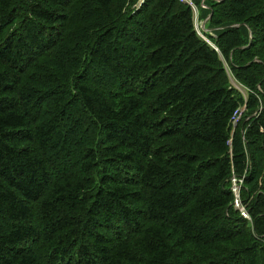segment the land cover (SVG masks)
Instances as JSON below:
<instances>
[{"label":"trees","instance_id":"16d2710c","mask_svg":"<svg viewBox=\"0 0 264 264\" xmlns=\"http://www.w3.org/2000/svg\"><path fill=\"white\" fill-rule=\"evenodd\" d=\"M141 1L0 0V264H264V0Z\"/></svg>","mask_w":264,"mask_h":264},{"label":"bare ground","instance_id":"6f19581e","mask_svg":"<svg viewBox=\"0 0 264 264\" xmlns=\"http://www.w3.org/2000/svg\"><path fill=\"white\" fill-rule=\"evenodd\" d=\"M182 1H185V2L189 3V4L194 8V11H195V18H196V14L199 15V19H200V18H202L203 15H204V16L206 15L207 11H210V10H211V8L209 9L208 4H207L206 2H204V4L201 5V9H202L203 11H202V15H200L198 9L194 6L193 0H182ZM143 3H144V1H141V2L139 3V5H138L137 8H140L141 5H142ZM202 3H203V2H202ZM204 7H205V8H204ZM211 12H212V11H211ZM210 14H211V13H210ZM210 14H209V15H210ZM209 15H208V16H209ZM212 16H213V15H212ZM198 21H199V20H198ZM198 21H196V22H198ZM240 110H241V109H240ZM233 121H236V125H237V124L239 123L240 119H237V118L234 116ZM237 178H241V179L244 180V177H238V176H236V175H234L233 178H232V180H231V184H232V186H231V190H232V193H233V195H234L233 206H234V209H235V210H237L238 212H240V214H241L242 217H244V218L247 219V220H250L251 217H250V215H249V213H248V211H247V208H246L245 205L243 204V200H242V198H241L242 187H240V189H239V184L236 183V182H233V180H234V179H237ZM236 201H239L240 207H237V206H236ZM243 209H244V212L246 213L247 216H244V215H243Z\"/></svg>","mask_w":264,"mask_h":264},{"label":"built area","instance_id":"2783aa9c","mask_svg":"<svg viewBox=\"0 0 264 264\" xmlns=\"http://www.w3.org/2000/svg\"><path fill=\"white\" fill-rule=\"evenodd\" d=\"M198 22H199V21H198ZM198 22H196V28H198ZM242 113H243V110L241 109V110L237 111V112L235 113L234 116H235L237 119H240L241 116H242ZM232 123H233L234 126H236V121H232ZM233 182L238 183V184H239V189H240V187L243 186L244 180L241 179V178H237V179H234ZM236 206H237V207H240L239 201H236ZM243 215H244V216H247L246 213L244 212V209H243Z\"/></svg>","mask_w":264,"mask_h":264},{"label":"water","instance_id":"95a60500","mask_svg":"<svg viewBox=\"0 0 264 264\" xmlns=\"http://www.w3.org/2000/svg\"><path fill=\"white\" fill-rule=\"evenodd\" d=\"M207 1L209 2V1H214V2H217V3H219V2H223L224 0H203V3L202 4H204V2H206L207 3ZM211 7H209V9H210ZM212 15H213V12H211V14L205 19V18H203V17H205L204 15L202 16V18L200 19L201 20V25H202V31H207V29H206V26H208V23H209V21L211 20V18H212ZM214 31V30H213ZM212 32V31H211Z\"/></svg>","mask_w":264,"mask_h":264},{"label":"rangeland","instance_id":"374dc122","mask_svg":"<svg viewBox=\"0 0 264 264\" xmlns=\"http://www.w3.org/2000/svg\"><path fill=\"white\" fill-rule=\"evenodd\" d=\"M205 8V7H204ZM200 11V10H199ZM203 10H201L200 12H202ZM199 20V22H198V30L199 31H202V25H201V20L199 19V15L198 14H196V21H198ZM233 84L234 85H236V87H238L239 89L241 88L238 84H236V82L234 81L233 82ZM241 119V118H240Z\"/></svg>","mask_w":264,"mask_h":264},{"label":"clouds","instance_id":"9594fccd","mask_svg":"<svg viewBox=\"0 0 264 264\" xmlns=\"http://www.w3.org/2000/svg\"><path fill=\"white\" fill-rule=\"evenodd\" d=\"M144 1V0H143ZM197 30H198V28H197ZM199 31V30H198ZM199 33L202 35V33H201V31H199Z\"/></svg>","mask_w":264,"mask_h":264}]
</instances>
